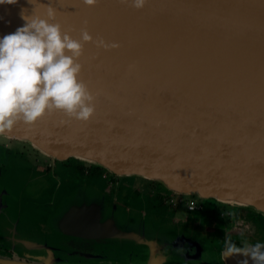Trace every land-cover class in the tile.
Segmentation results:
<instances>
[{
  "label": "water",
  "instance_id": "95a60500",
  "mask_svg": "<svg viewBox=\"0 0 264 264\" xmlns=\"http://www.w3.org/2000/svg\"><path fill=\"white\" fill-rule=\"evenodd\" d=\"M49 7L63 31L93 38L78 62L95 111L87 121L51 111L1 137L53 161L91 162L141 189L157 182L170 194L264 215V0H145L140 8L134 0H16L0 4V38L24 26L22 12L46 18ZM19 162L0 163V264L240 262L242 254L222 255L194 230L85 183L59 197L48 223L30 212L22 225V199L47 183Z\"/></svg>",
  "mask_w": 264,
  "mask_h": 264
},
{
  "label": "clouds",
  "instance_id": "9594fccd",
  "mask_svg": "<svg viewBox=\"0 0 264 264\" xmlns=\"http://www.w3.org/2000/svg\"><path fill=\"white\" fill-rule=\"evenodd\" d=\"M30 2V0H29ZM16 0H0V4H15ZM94 5L96 0H84ZM145 0H134L143 7ZM24 26L0 38V133L10 130L18 121L32 124L48 112L60 110L68 116L87 121L94 113V96L79 79L84 42L92 36L85 30L81 39L63 31L54 23L55 10L48 8L47 17L25 16ZM98 46H107L103 40ZM115 46V45H113ZM264 243L249 247L225 241L222 255L243 254L253 264H264ZM239 264H249L248 259Z\"/></svg>",
  "mask_w": 264,
  "mask_h": 264
},
{
  "label": "flooded vegetation",
  "instance_id": "af4514ba",
  "mask_svg": "<svg viewBox=\"0 0 264 264\" xmlns=\"http://www.w3.org/2000/svg\"><path fill=\"white\" fill-rule=\"evenodd\" d=\"M0 163L7 167L9 161L7 159L4 163L0 159ZM83 163L76 158L66 161L51 160L46 163L44 172L48 179L47 187L36 197H24L22 204L36 208L35 210L40 212L46 221L54 212L53 198L57 192L72 191L76 184L87 182L97 185L108 200L119 196H124L126 201L136 199L134 201L145 213L169 221L176 228L188 227L197 234L209 238L220 249H225L226 240L236 243L239 247L245 245L251 247L257 242L264 243V215L260 213L235 206L229 207L215 199L202 200L195 195L169 194L158 184L152 186L153 182L149 188H144L152 190L145 195L139 187L125 189L118 176H111L100 167ZM61 165L65 166L66 170H59L58 167ZM69 170L72 174L68 172ZM190 202L193 204L190 205ZM2 249L0 247V250Z\"/></svg>",
  "mask_w": 264,
  "mask_h": 264
},
{
  "label": "rangeland",
  "instance_id": "374dc122",
  "mask_svg": "<svg viewBox=\"0 0 264 264\" xmlns=\"http://www.w3.org/2000/svg\"><path fill=\"white\" fill-rule=\"evenodd\" d=\"M0 159L4 163L7 159H8V161H10V163H11V161H14V160L18 161L19 160L20 161L19 164L22 167L32 168V169L39 168L42 165L44 167L46 163H49L52 160L51 158L43 155L41 152H39L37 149H35L32 145H30L27 142H23V141H20L17 139H8V138L1 137V136H0ZM5 169H7V170L10 169L9 164L7 167H5ZM58 169L59 170H66L65 166H63V165H61V167H58ZM71 170H74V169H71ZM71 170H69L68 172L71 173ZM130 179H132V178H130ZM154 184H158V183L153 182L152 186H154ZM144 190H142L141 192L143 193ZM150 191H152V190H146L145 192L149 193ZM184 198H186V197H184ZM199 198L202 200L206 199V198H201V197H199ZM209 199H212V198H209ZM218 202H220V201H218ZM220 203H222L223 205L229 206V207L233 206V208H234V205H232V204H228V203H224V202H220ZM235 208H237V207H235ZM35 209L36 208H34V207H28V206L22 204V201H21V206H20V211H21V217L20 218L21 219H18V221H20V224L30 225L27 221V219L29 218L30 212L32 213L31 216H33L35 218L34 220L36 222L43 223V224L49 222V219L44 221L40 215V212H37ZM32 226L38 227L36 224H34ZM176 229H179V228L177 227ZM26 234L30 235V236H34V235L36 236L38 234V232L26 231ZM198 235H201V234H198ZM201 236H203V235H201ZM205 239L208 241H211L207 237H205ZM215 245H217V244H215ZM164 264H182V263L165 262ZM189 264H193V263H189Z\"/></svg>",
  "mask_w": 264,
  "mask_h": 264
},
{
  "label": "crops",
  "instance_id": "0c3cea01",
  "mask_svg": "<svg viewBox=\"0 0 264 264\" xmlns=\"http://www.w3.org/2000/svg\"><path fill=\"white\" fill-rule=\"evenodd\" d=\"M30 169H32V168H30ZM29 170V169H28ZM32 171V173H35V174H37V175H40V176H42L44 179H45V181H46V183L48 184V179H47V177H46V174H45V172H44V167H43V165L42 166H40L39 168H34V169H32L31 170ZM111 176H114V175H112V174H110ZM116 177V176H115ZM118 178V177H117ZM118 179H120L121 180V183H122V185L125 187V189H134L135 187H136V183L133 181V180H130V179H126V178H123V179H121V178H118ZM82 183H85L86 184V186H97V185H94V184H88L87 182H81V183H79V184H76L75 186H77V185H80V184H82ZM83 185V184H82ZM147 184H145V187L144 188H147V186H146ZM45 187H47L46 186V184H44L41 188H39V191H38V193L34 196V197H36L38 194H40L41 192H42V190L45 188ZM98 187V186H97ZM160 187V186H159ZM75 188V187H74ZM99 188V187H98ZM137 188V187H136ZM143 188V189H144ZM161 188V187H160ZM100 189V188H99ZM142 189V190H143ZM162 189V188H161ZM101 190V189H100ZM141 190V191H142ZM163 190V189H162ZM72 191H74V189L72 190ZM72 191H59V192H57L56 194H55V196H54V198H53V204L55 205V207H56V202L58 201V199H60L59 197H61V196H64L66 193H71ZM102 191V190H101ZM146 190H144V192L143 193H145V195H146V192H145ZM164 191V190H163ZM103 192V191H102ZM165 192V191H164ZM104 193V192H103ZM149 193H151V192H149ZM105 194V193H104ZM174 195V194H173ZM114 198H122V200L124 201V203H125V205H129V206H132V207H135V206H137L141 211H143L139 206H138V203L137 202H135L134 200H136V199H134V200H131V201H126L125 200V197L124 196H119V197H114ZM114 198H112V199H114ZM111 199V200H112ZM140 199V198H139ZM108 200V199H107ZM111 200H108V201H111ZM140 200H142V199H140ZM138 201V200H137ZM144 212V211H143ZM55 213V208H54V212H53V214ZM145 213V212H144ZM52 214V215H53ZM51 215V216H52ZM149 215H154V214H149ZM164 220V219H163Z\"/></svg>",
  "mask_w": 264,
  "mask_h": 264
},
{
  "label": "bare ground",
  "instance_id": "6f19581e",
  "mask_svg": "<svg viewBox=\"0 0 264 264\" xmlns=\"http://www.w3.org/2000/svg\"><path fill=\"white\" fill-rule=\"evenodd\" d=\"M28 151V150H27ZM86 163H91V162H88V161H86ZM157 183V182H156ZM164 188V187H163ZM164 189H166V188H164ZM167 190V189H166ZM174 195H177V194H174ZM239 204H242V203H239ZM238 207H242V208H247V209H250L249 207H243V206H241V205H237ZM223 250V249H222ZM244 257V255L242 254L241 255V258H240V261H242V258ZM239 261V260H238ZM180 263V262H179ZM181 263H189V261H183V262H181Z\"/></svg>",
  "mask_w": 264,
  "mask_h": 264
},
{
  "label": "trees",
  "instance_id": "16d2710c",
  "mask_svg": "<svg viewBox=\"0 0 264 264\" xmlns=\"http://www.w3.org/2000/svg\"><path fill=\"white\" fill-rule=\"evenodd\" d=\"M102 169V168H101ZM159 185V184H158ZM165 192H167L166 189L163 188V186L159 185ZM170 194V193H169ZM238 208H242V207H238ZM243 209H247V208H243Z\"/></svg>",
  "mask_w": 264,
  "mask_h": 264
},
{
  "label": "built area",
  "instance_id": "2783aa9c",
  "mask_svg": "<svg viewBox=\"0 0 264 264\" xmlns=\"http://www.w3.org/2000/svg\"><path fill=\"white\" fill-rule=\"evenodd\" d=\"M193 204V202H190V205H192Z\"/></svg>",
  "mask_w": 264,
  "mask_h": 264
}]
</instances>
